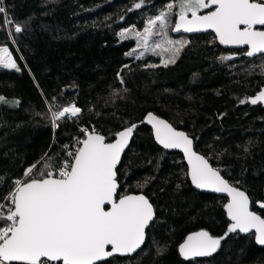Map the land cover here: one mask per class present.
Listing matches in <instances>:
<instances>
[{
	"label": "trees",
	"instance_id": "16d2710c",
	"mask_svg": "<svg viewBox=\"0 0 264 264\" xmlns=\"http://www.w3.org/2000/svg\"><path fill=\"white\" fill-rule=\"evenodd\" d=\"M138 2L4 0L6 16L14 23L6 25L0 15V45L9 48L20 71L0 67V96L19 101L0 103V175L7 181L0 184V203L11 180L45 153L59 154L57 163L66 158L63 146L73 135L83 137L81 127L91 131L95 126L110 141L120 129L136 124L117 165V194H144L155 207V219L142 250L108 258L107 264H264V248L251 234L230 233L211 257L186 260L179 255L178 244L190 232L224 235L225 199L195 190L181 155L157 146L140 123L146 112L167 120L192 138L194 150L209 157L225 179L239 181L253 201H264V109L239 103L264 85V56L223 49L211 33L173 36L169 25L168 38L190 41L176 63H160L171 55L161 49L159 55L149 50L137 59L136 37L122 40L119 33L133 25L142 31L170 0H146L141 9L129 11ZM177 12L178 7L172 22ZM16 24L25 26L22 33H14ZM52 97L60 106L75 102L83 110L79 118L61 120L54 129ZM145 180L150 182L140 187ZM250 209L264 217L257 204ZM158 246H166L161 255Z\"/></svg>",
	"mask_w": 264,
	"mask_h": 264
},
{
	"label": "snow or ice",
	"instance_id": "6c2138e0",
	"mask_svg": "<svg viewBox=\"0 0 264 264\" xmlns=\"http://www.w3.org/2000/svg\"><path fill=\"white\" fill-rule=\"evenodd\" d=\"M145 3L146 0H140L129 11L141 9ZM177 7L179 11L175 13L177 18L173 24L171 17ZM201 10L207 11L201 15ZM6 13L4 0H0V15H5L6 25H12L14 21ZM169 25L173 32L212 30L220 44L247 46L246 56H264V30L256 27L264 28V0H170L158 15L148 18L142 31H137L133 25L122 30L119 36L122 40L135 36L137 47L157 55L161 53L156 49L170 52V58L162 61L167 67L176 63L180 52L190 43L168 38ZM24 27L16 24L14 33H22ZM154 35H161L163 40L149 49V40ZM164 44L168 47L164 48ZM143 55L141 52L137 59ZM231 58L221 57L222 60ZM0 67L20 71L7 46H0ZM117 75L119 77V73ZM120 82L123 83L122 77ZM56 100L57 97H52L50 105L54 129L61 120L79 118L83 110L75 102L60 106ZM248 102L253 105L264 102V89L254 97L239 101ZM0 103L17 105L19 101L0 96ZM146 120L153 126L160 145L184 152L189 165L187 175L196 188L227 193L230 197L224 208L231 223L224 235L216 237L206 230L193 232L179 245L180 255L186 260L211 257L220 249L221 242L237 231L251 233L255 230L256 242L264 245V217L250 210L252 203L264 209V201H253L247 190H241L239 181L230 183L225 179L221 170L209 162V157L193 150V140L187 133L178 131L151 112ZM136 127L132 124L116 132L111 142L95 126L91 131L81 128L83 137L75 140L78 146L71 151L67 150L68 145L63 146L66 158L57 163L59 154L45 153L24 170L22 177L11 180L12 190L3 197L8 205L0 203L3 210L0 211L3 223L0 226V264H107L108 258L131 257L142 250L146 229L155 219V207L144 194L119 197L117 194V165ZM248 151L244 147V152ZM6 182L0 175V184ZM149 182L145 180L140 187ZM165 247L158 246L157 255L163 254Z\"/></svg>",
	"mask_w": 264,
	"mask_h": 264
},
{
	"label": "water",
	"instance_id": "95a60500",
	"mask_svg": "<svg viewBox=\"0 0 264 264\" xmlns=\"http://www.w3.org/2000/svg\"><path fill=\"white\" fill-rule=\"evenodd\" d=\"M204 13H205V12H204ZM204 13H200V14L202 15V14H204ZM190 15H191V14H189V16H190ZM176 18H177V17H175L174 22H175ZM174 22H173V24H174ZM256 27L259 28L260 30H264V28H263V29L260 28L261 26H256ZM171 33H172L173 36H177V35L192 36V35L201 34V33H212V35H213L214 38H215L216 43H217L220 47H222L223 49H232V50H233V49H246V50H248V47H247V46H233V45H223V44H220L218 38H216V35H215V33H214L212 30L201 31V32H192V33H187V32H184L183 30H180L179 32H173V31H171ZM261 89H264V85L261 86V87H260V88H259V89H258L253 95H250V96H248V97H254V96H256L257 93H258L259 91H261ZM247 104H249V105H251V106H255V105L251 104L250 102H248ZM256 105H258V106H260L262 109H264V102H258ZM148 113H149V112H146V113L143 115V117H142L140 123L143 124V125H145V126H147V127L149 128V131H150V134H151V136H152V139H153L154 143H155L157 146H159L160 148L164 149L165 151H169V152H172V151H173V152H178V153L181 155L182 160H183V162H184V164H185V166H186V177H187V179H188L190 185H191L195 190H197V191L205 192V193H209V194H213V195H217V196H221V197H223V198L225 199V201H224V203H223V205H222V210H223V213H224L225 219H226L227 222H228V224H227V228H228V225L231 223V220H230V218H229L228 215H227V211H226V209L224 208V205H225L226 203H228V201L230 200V197L228 196V194H227V193H216V192H213V191H211V190H206V189H198V188H196V187L192 184L190 177L187 175L188 170H189V165H188V163H187V159H186V157H185L184 152H183L181 149H178V148H174V149H165L162 145H160V144L156 141L155 136H154V129H153V126H152L151 124H149V123L147 122V120H146V117H147V114H148ZM151 113H152V112H151ZM153 114H154V113H153ZM154 115H156V114H154ZM156 116H158V115H156ZM158 117H160V116H158ZM160 118H162V117H160ZM162 119H163V118H162ZM176 129H177V128H176ZM121 130H123V128L120 129L119 131H121ZM177 130H178V131H182V130H180V129H177ZM117 132H118V131H117ZM182 132H184V131H182ZM114 138H115V137H113V139H114ZM131 138H132V137H131ZM113 139H111V140L108 141V142H111ZM191 139H192V138H191ZM130 140H131V139H130ZM125 150H126V149H125ZM193 150H194V148H193ZM194 151H195V150H194ZM122 154H123V153H122ZM199 154H200V153H199ZM121 156H122V155H121ZM117 190H118V189H117ZM138 194H142V193H140V192L133 193V192H132V193H126V194H123V195H138ZM123 195H121V196H123ZM118 197H119V196H118ZM106 207H110V206H106ZM250 210H251V209H250ZM251 211H252V210H251ZM198 231H200V230H196V231H193V232H198ZM193 232L188 233V234L182 239V241L178 244V247H177V251H178V253H179V245H180L181 243H183L184 240H185V238H186L189 234H191V233H193ZM254 232H255V230H252L251 233H241V232H239V231H237L236 233L239 234V235H242V236L251 234L254 243H255L258 247H260V248H264V245H260V244H258V243L256 242ZM109 250H110V248H109ZM179 255H180V253H179ZM117 256H119V255H117ZM180 256H181V255H180ZM181 257H182V256H181ZM182 258H184V257H182ZM197 258H199V257H197ZM184 259H185V258H184ZM192 259H195V258H192ZM99 263H100V262H99Z\"/></svg>",
	"mask_w": 264,
	"mask_h": 264
},
{
	"label": "built area",
	"instance_id": "2783aa9c",
	"mask_svg": "<svg viewBox=\"0 0 264 264\" xmlns=\"http://www.w3.org/2000/svg\"><path fill=\"white\" fill-rule=\"evenodd\" d=\"M14 27H15V25H13L12 26V30L14 31ZM81 128H83V127H81ZM77 138H82V137H80V136H78V135H73V136H71V142H70V145H69V147H68V151H71V150H73V148L75 147V146H78V145H75V140L77 139ZM12 190V188L8 191V193L10 192ZM7 193V194H8ZM6 194V195H7ZM1 203H3L4 205H5V207H7V205H8V202L7 201H5V200H2L1 201ZM0 211H3V210H0Z\"/></svg>",
	"mask_w": 264,
	"mask_h": 264
},
{
	"label": "rangeland",
	"instance_id": "374dc122",
	"mask_svg": "<svg viewBox=\"0 0 264 264\" xmlns=\"http://www.w3.org/2000/svg\"><path fill=\"white\" fill-rule=\"evenodd\" d=\"M178 11H179V9H178ZM159 42H161V41H159ZM156 43H158V41L152 42V40L150 39L149 40V49L155 47ZM0 46H4V45H0ZM136 47H137V43H136ZM137 50H138V54H140L141 52H145L144 48H142V47H137ZM156 50H159V49H156ZM167 59H169V58L164 57L163 59L160 58L159 60H160V63H162L163 60H167Z\"/></svg>",
	"mask_w": 264,
	"mask_h": 264
},
{
	"label": "flooded vegetation",
	"instance_id": "af4514ba",
	"mask_svg": "<svg viewBox=\"0 0 264 264\" xmlns=\"http://www.w3.org/2000/svg\"><path fill=\"white\" fill-rule=\"evenodd\" d=\"M207 10H202L200 13H204L206 12ZM261 29H263L262 27H260ZM202 34V33H201ZM212 34V33H211ZM229 50H232V49H229ZM233 50H238V49H233ZM246 50V49H245Z\"/></svg>",
	"mask_w": 264,
	"mask_h": 264
},
{
	"label": "bare ground",
	"instance_id": "6f19581e",
	"mask_svg": "<svg viewBox=\"0 0 264 264\" xmlns=\"http://www.w3.org/2000/svg\"><path fill=\"white\" fill-rule=\"evenodd\" d=\"M11 40V39H10Z\"/></svg>",
	"mask_w": 264,
	"mask_h": 264
}]
</instances>
